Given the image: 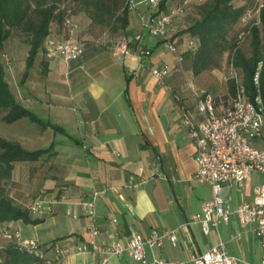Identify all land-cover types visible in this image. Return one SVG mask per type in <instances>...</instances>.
<instances>
[{
	"label": "crops",
	"instance_id": "crops-1",
	"mask_svg": "<svg viewBox=\"0 0 264 264\" xmlns=\"http://www.w3.org/2000/svg\"><path fill=\"white\" fill-rule=\"evenodd\" d=\"M175 1H169L167 10L174 7ZM238 1L242 4L243 0ZM241 7L245 6L237 8ZM189 12L176 20L177 32L168 38L184 56L182 66L177 54L166 48L165 39L142 30L139 19L151 13L145 5L131 13L129 34L123 40L132 44V52L125 60L120 48L101 52L93 43L82 42L85 58L71 64L45 53L39 55L44 95L35 102L24 100L31 112L39 108L37 111L44 115L36 112L38 115L66 129L70 136L57 133L52 127H34L37 125L24 119L14 123L23 135L4 139L21 144L29 152L50 149L52 152L38 163L25 162L14 169L9 183L10 197L24 209L39 199L44 204L42 212L33 215L38 225L0 224V263L1 253L14 244L5 240V233L18 232L25 241L33 240L45 248L58 245L75 249L92 242L91 223L81 204L91 201L95 192L105 193L96 203L101 227L99 242L124 241L132 233L149 237L153 230H167L177 232L179 241L174 245L166 240L162 249L156 251L166 262L194 264L195 258L223 242L236 264L263 263L264 251L255 225L243 226L233 216L229 225L223 223L207 237L200 225L191 224L193 216L202 212L203 204L212 198V191L208 185L200 186L196 181L198 149L181 121L175 93L182 95L187 107H196L191 84L196 91L210 94L217 101L220 82L229 95L231 77H224L221 67L194 76L187 58L190 38L175 37L196 22ZM242 26L246 27L243 19L237 28ZM51 29L58 42L70 39L80 42L81 27L72 38L63 27L52 25ZM136 35L141 36L140 43L134 39ZM141 50L150 54L141 59ZM164 66L171 71L166 85L153 76L155 70ZM238 74L244 84L242 71ZM230 105L215 102L219 113L229 110ZM254 146L264 148V133ZM262 184L264 175L254 174L242 187L225 189L224 198L235 211L251 202L256 188ZM156 252L150 253V260ZM66 264L102 263L83 253L73 254ZM112 264L138 263L125 256L114 258Z\"/></svg>",
	"mask_w": 264,
	"mask_h": 264
},
{
	"label": "built area",
	"instance_id": "built-area-1",
	"mask_svg": "<svg viewBox=\"0 0 264 264\" xmlns=\"http://www.w3.org/2000/svg\"><path fill=\"white\" fill-rule=\"evenodd\" d=\"M255 4L254 12L247 13L243 21L249 23L247 32H243L240 38L241 46L250 35L256 25H260V15L264 9V0H252ZM165 0H129V11H137L140 6H146L150 15L145 14L140 19V23L145 31L151 36L165 39L166 48L178 56L180 66L184 63V56L178 51V45L171 42L170 35L176 33L175 22L178 18L186 15L185 6H174L170 10L161 11L160 5ZM258 17V22L253 23L252 19ZM64 29L72 38L80 30L78 21L72 16L65 21ZM140 43L141 36L134 38ZM45 54L50 58H59L67 62L74 63L84 60L85 46L78 41L58 42L53 35L46 41ZM132 44H122L120 48L122 58L125 60L131 56ZM187 49L196 53L198 44L194 39L187 43ZM141 59L150 53L147 50L140 51ZM8 60V59H7ZM9 61V60H8ZM234 67V66H233ZM264 63H261L256 73L255 83L259 88L261 84V72ZM171 71L164 66L160 70H155L154 78L161 84L166 85ZM232 79L238 84L239 95L233 101V107L230 110L218 112L215 107V99L205 92H198L190 85L193 96L196 99V107H187L183 102L181 95H175L178 107L181 109V121L186 127L189 136L196 142L198 149L197 161L199 171L196 173V181L200 186L208 185L212 191V198L203 204V210L193 216V224L200 225L202 233L208 237L212 230L217 231L223 223L229 225L232 217L236 216L243 226L255 225L258 240L264 251V184L256 188L255 197L251 202L240 205L233 211L224 198L225 189H231L234 185L242 187L254 174L264 175V148H257L254 142L260 140L263 136L264 127V102L262 95L251 102L246 95L244 85L239 78L238 71L234 68ZM105 193L95 192L92 200L81 204L86 217L91 223L90 234L94 237L92 242H85L75 249L61 248L55 245L51 248H45L42 244L33 240L25 241L18 232L5 233V240L18 245L21 252L32 253L37 259V264H66L73 254L89 253L96 260L99 259L102 264H112L114 258L121 259L130 256L135 263L140 264H173L160 258L156 251H160L166 240L176 244L179 241L177 232L153 230L149 237H144L140 233H132L126 240H112L109 243L98 241L101 233L100 223H98V209L96 203ZM44 201L39 199L29 210L33 215L42 212ZM156 252L153 259L150 260L151 252ZM264 264V253L262 256ZM194 264H236L228 251L225 243L211 247L206 254L197 257ZM177 264H185L183 262Z\"/></svg>",
	"mask_w": 264,
	"mask_h": 264
},
{
	"label": "trees",
	"instance_id": "trees-1",
	"mask_svg": "<svg viewBox=\"0 0 264 264\" xmlns=\"http://www.w3.org/2000/svg\"><path fill=\"white\" fill-rule=\"evenodd\" d=\"M169 1L165 0L160 5L161 11L167 12ZM187 1L184 0L185 3L179 6H185ZM237 1L209 0L201 3L196 9L198 10V18L194 25L184 32H178L175 37L188 35L190 39L187 40V43L191 39L200 41L201 45L198 46L196 53L188 50L189 53L187 54L195 77L202 75L203 72L220 68L222 66L221 59L232 53L231 64L237 71H242L243 87L247 97L251 102H254L259 95H262L264 102V68L261 72L260 87L255 86L256 73L260 64L264 63V9L260 15L261 24L256 25L246 41L239 46L241 35L236 42L233 32L250 11L246 7L237 8L235 5ZM63 2L64 0H0V110L8 114L4 119L5 124H16L28 119L29 123L33 125L43 129L52 127L57 133L70 136L66 129L45 121L40 115L29 111L14 99L10 86L5 82L6 73L1 59L2 53L6 49V42L15 37L16 32H20L26 35V44L31 47L27 62V72L30 73L37 64L39 55L46 51V41L52 35V25L61 28L65 21H68L72 16L66 9L62 8ZM83 3L87 14L95 24L108 26L110 20L118 17V21L123 26L124 35L128 36L129 20L132 13L128 8L129 0H84ZM120 10L124 12L122 17L117 16ZM186 10L188 13L187 5ZM248 29H250L249 25L243 32H247ZM248 39L252 40L251 49L253 53L251 57L242 50ZM163 43L167 44L166 41ZM237 86V81L231 78L228 86L229 95L224 98V104L227 107L231 104L230 109L233 107L234 99L239 95ZM177 94L175 93V95ZM215 102L222 103L219 99ZM51 152L52 149L29 152L21 144L6 141L0 137V224L12 222H22L33 226L39 224V221L33 220V214L29 210L30 206L25 209L21 208L15 199L10 197L9 183L14 176V169L17 165L25 162L38 163L42 158L51 155ZM17 246L13 244L1 253L3 261L0 264H37V259L32 253L21 252ZM51 261L52 264H55V261Z\"/></svg>",
	"mask_w": 264,
	"mask_h": 264
},
{
	"label": "rangeland",
	"instance_id": "rangeland-1",
	"mask_svg": "<svg viewBox=\"0 0 264 264\" xmlns=\"http://www.w3.org/2000/svg\"><path fill=\"white\" fill-rule=\"evenodd\" d=\"M209 0H188L187 8L194 16L193 18H198V10L197 7L201 3L208 2ZM84 0H64L61 4L63 9H66L69 14L75 18L78 23H80V27L82 28V33L79 36V41L83 44L87 45L89 43H93L97 50L101 52H115L122 46V43L125 42L123 40L124 37V29L120 21H118V17L114 20H110V24L106 25H99L95 24L93 20L90 18L89 14L85 10ZM241 1L235 2L236 7L240 5H244L246 8L249 9L250 12H254L255 14V4L252 0H243L242 4ZM176 4L174 6H179L184 4V0H176ZM125 8V6H124ZM123 9V8H122ZM117 16L122 17L124 12L120 10ZM253 23L258 22V17L256 16L252 19ZM140 21V19H139ZM242 26L237 28L233 32V36L236 37V42L239 40L241 33L243 30L247 28ZM141 25V23H140ZM142 26V25H141ZM143 28V26H142ZM144 30V29H142ZM26 35L22 33H15V37L9 39L6 42V49L5 52L2 53V63L4 67V72L6 73V80L5 82L8 83L12 90V94L14 99L20 104L23 105L28 110L30 109L27 104L28 101H38L40 97L44 95V82L41 78H43V71L41 65L42 59H38L37 64H35L34 68L29 72H27V62H28V54L31 51V47L29 44H26ZM252 40L248 39L247 42L243 45V49L248 56H252L253 50L251 49ZM125 44V43H124ZM233 57L232 53H229L221 59V68L219 70L220 73L224 77H232V73L234 72V67L231 64V58ZM9 61H8V60ZM217 91L219 100L222 101V105L227 107L224 104V98L227 96V92H225L224 84L220 82V86ZM28 100L27 102L24 100ZM27 103V104H26ZM231 107V105H230ZM39 110V108L37 109ZM36 110L37 113H39ZM30 111V110H29ZM35 112V113H36ZM40 115H44V113H39ZM42 115V116H43ZM8 116L5 111L0 110V137L2 139H8L12 135H23L22 129L18 126L15 127L13 124H5L4 119ZM46 117V116H44ZM43 117V118H44ZM38 127V126H34ZM264 133V127H263ZM38 137V136H37ZM25 149V148H24ZM28 150V149H26ZM29 151V150H28ZM224 197H226V193H224Z\"/></svg>",
	"mask_w": 264,
	"mask_h": 264
},
{
	"label": "water",
	"instance_id": "water-1",
	"mask_svg": "<svg viewBox=\"0 0 264 264\" xmlns=\"http://www.w3.org/2000/svg\"><path fill=\"white\" fill-rule=\"evenodd\" d=\"M6 186H8V184L6 183Z\"/></svg>",
	"mask_w": 264,
	"mask_h": 264
}]
</instances>
